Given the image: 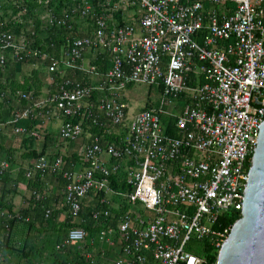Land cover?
<instances>
[{"label":"built area","instance_id":"built-area-1","mask_svg":"<svg viewBox=\"0 0 264 264\" xmlns=\"http://www.w3.org/2000/svg\"><path fill=\"white\" fill-rule=\"evenodd\" d=\"M54 27L69 30L59 54L53 39L37 44V29ZM28 59L45 63L52 90L17 94L28 104L11 118L15 134L40 139L57 119L58 139L79 144L77 160L43 155L27 177L60 175L76 220L95 196L93 217L117 219L114 264H212L207 248L219 254L234 225L225 216L242 213L264 121V0H0V68ZM135 84L161 94L131 114ZM9 167L0 160V176ZM122 174L127 190L113 186ZM86 237L74 226L66 241Z\"/></svg>","mask_w":264,"mask_h":264},{"label":"trees","instance_id":"trees-1","mask_svg":"<svg viewBox=\"0 0 264 264\" xmlns=\"http://www.w3.org/2000/svg\"><path fill=\"white\" fill-rule=\"evenodd\" d=\"M77 30V29H74ZM38 32V40H37V44H40L43 42V37L45 38V45L46 43H50L51 41L55 40L57 44V47L55 48V54H59L60 52V48L61 45L63 44V42L66 40V38H68V34H69V30L66 27H54L51 29H47L45 32L43 30H39L37 29ZM44 32V33H42ZM45 35V36H44ZM53 39V40H52ZM50 51L53 52V50L51 48H49ZM37 60H26L23 62H19V63H15V62H11L7 68L5 70H9V71H13L14 68L16 69V64H23V63H31V62H36ZM96 63V62H94ZM97 63H99L97 61ZM110 64L106 63L105 67H109ZM102 67V65H101ZM9 68V69H8ZM13 69V70H11ZM2 70H4L3 68H0V74L2 76ZM8 71V72H9ZM16 76V74H15ZM11 77V76H10ZM34 79L32 77L27 78V80L25 81V83H20V82H15L13 86L14 87H18L20 89H22L25 92H29V91H34L35 95L39 96V92L35 89L36 87L33 85L35 84V81L33 80V82H31L30 80ZM86 81L90 82V79ZM155 92H157L158 95L155 94ZM155 97L150 96V98L152 99V102H149L146 107H151L154 104H156L158 102V98L161 94V88H157L152 92ZM8 98V99H7ZM28 104L27 100H21L16 96H11V94H9V97L7 96V93L4 91L3 88L0 87V122H5L6 119L11 116V115H7L8 113L12 112L13 109L15 108H23ZM175 122V120L173 118H171L170 120H168V126H169V132L175 134L176 132L174 131V126L173 123ZM37 120H31V119H21L20 121H18L16 123V125L18 126H35L37 124ZM94 131H98L97 128L94 129ZM3 135L1 134L0 140L2 139ZM37 139L32 138V137H28V138H24L22 139V141H24V148L27 150L29 149L30 152H28V156L32 157V158H37L39 159L41 156L45 155V153H37V151L34 149V145ZM2 147V148H1ZM0 148L1 150H6L8 151V155H10L9 160L13 161L14 160V151L12 149H6L4 147V144L0 143ZM78 156L76 155V153L73 154V159L72 160H77ZM30 167H33V165H31ZM28 167L27 169L22 168L19 171V174L17 176V178H14L12 175L11 171H7L4 175L0 176V181L4 182L5 185L9 184L10 182L12 183L13 181H18V180H27L28 181V187L34 191L37 190L38 192H42L43 191V183L45 178L48 175H52L55 177L57 183L61 186V196H64V188H65V181L60 177V175L57 174H45L42 175L41 173H36L32 178H28L27 177V170L30 168ZM124 174H122V176L118 179H115L113 182V186L115 188H120L122 190H127V185L125 183V178L123 176ZM10 191H13V189H10ZM34 194V193H33ZM105 195V193H100L99 196L103 197ZM34 197V196H33ZM114 198V199H113ZM113 200L115 202H117L118 204L122 205L123 209H125L128 205L127 202H124L122 200V198H119L118 196H113ZM113 202V201H112ZM38 206L35 208L34 212L35 214H23L22 212L19 213L20 217H15V219L10 223L9 229H6V220H0V228H2L5 231L6 234V238L5 241L0 240V246H4L5 249L9 248H13V247H20V249L22 251H26V254H28L29 250H31L33 248V244L37 243V240L39 239L38 235L40 233V231H44L45 229L49 228L50 230H56L57 229V223L56 220H54L56 217L58 218V214L55 212L56 210H54V207L52 206V204L48 201H39ZM89 207V206H87ZM85 206L82 207V211L80 214V218H78V220L74 219L70 214L66 217V226H68L67 228V234L69 232V229L74 227V226H83L85 229H95V228H100V226H112L114 228H117V219L116 217L113 219H109V220H96L93 217V212L97 209H101L102 205L100 204V202L97 200L96 203L94 204V207L91 208H87ZM46 208H53V214L50 218H46L45 217V210ZM111 209L116 213L119 214V210L116 209L113 205L111 207ZM26 217H30V220L27 221ZM241 217V213L239 211H233L228 213L225 216V222L228 225H232L236 222L237 219H239ZM52 223L50 225H52L51 227H45L47 224ZM17 224H27V226H24L22 229H26V234L28 233V235L21 239H14L12 241V233L14 231V226ZM99 225V226H98ZM27 227V228H25ZM61 228V225H59V229ZM38 230V231H37ZM48 230V229H47ZM66 234V235H67ZM60 240V238H59ZM208 252L207 254H209V258H210V262L212 264H216L217 262V258H218V251L215 250V248H211L209 249V247L207 248ZM30 255L27 256L26 259H29ZM93 262V261H92Z\"/></svg>","mask_w":264,"mask_h":264},{"label":"rangeland","instance_id":"rangeland-1","mask_svg":"<svg viewBox=\"0 0 264 264\" xmlns=\"http://www.w3.org/2000/svg\"><path fill=\"white\" fill-rule=\"evenodd\" d=\"M40 62H42L41 65L43 66L45 65L43 61ZM22 65L23 64L18 65L16 67V73H15V68L14 70L11 69L13 70L12 72L9 70L8 72L5 70L7 68L6 67L4 71H2V76L0 74V87L4 89L8 97L9 94H11V96H16L18 93L23 91L22 89L13 86L14 81L19 82L18 76L21 77L24 74L30 73V70H28L27 68L28 65L24 64L25 70L21 68ZM30 68L32 69V67ZM147 89H148L147 85L135 84L134 86H132L131 90L126 92L129 97L128 101L130 102L131 114H133L134 110L137 111L142 107H144L145 105H147L149 102H152L151 101L152 99L150 97L148 98V93L146 92ZM155 94L158 95L157 92H155ZM152 97H155L153 93H152ZM15 111H12L7 115H14ZM60 124H61L60 120H55L52 125L53 129L56 130L57 126H59ZM3 128L5 132H8V134H3L6 135V137L8 138V139L6 138L7 141L4 142L7 146L9 145L6 148L7 149L17 148L15 145L17 139H15V136L12 133L11 130L12 128L10 127V125L3 126ZM15 152H16L15 160L13 161L14 166L13 165L11 166L12 169H14V171L18 174L20 167L18 168L17 166H19L21 162L25 161L26 158L22 154L23 150L16 149ZM9 157L10 155H8V151L6 150L0 151V158L9 159ZM109 197L111 199L113 198L110 195ZM113 199H112L113 205L117 207L118 203L115 202ZM66 216L67 215L61 214V218L63 220H59L57 217L54 219L56 220L57 223L56 230H50L49 228H47L48 230L45 229L44 231H40V233L37 234L39 239L37 240V244L35 243L36 245L35 248L29 250L28 254H26L25 250L22 251L19 246L9 248L7 249L8 251L4 248V246L0 247V264H7L8 263L7 258L13 264H96L93 263L95 260L96 262L98 261L99 264H113V260H115L119 256L116 252L117 248H114L111 254L106 250V248L108 247V240L110 236H113L112 228H110L109 226L108 227L100 226V228H95L94 230L88 228L86 229L87 237L83 241L71 243L66 241L67 238L66 234L68 228V226H66L65 224ZM6 222L11 223L12 221H6ZM50 224L52 223L47 224L45 227H51L52 225ZM59 225H61L60 229H59ZM6 229L8 230L9 226L6 225ZM102 231H107V232H104L102 235H100V232ZM28 255H30L28 257L29 259H26Z\"/></svg>","mask_w":264,"mask_h":264},{"label":"crops","instance_id":"crops-1","mask_svg":"<svg viewBox=\"0 0 264 264\" xmlns=\"http://www.w3.org/2000/svg\"><path fill=\"white\" fill-rule=\"evenodd\" d=\"M41 60H37L36 62H31V63H23L22 65V69L25 70L24 64L28 65L27 68L28 70H30V73L28 74H24L21 77L18 76L19 82L25 83V81L27 80L28 76L32 77L34 79H31L30 81L33 82V80L35 81V84H33L36 88V90L40 93L39 97H47L52 88L49 87L47 79H48V70L46 65H41L42 62H40ZM87 61V60H86ZM18 65L21 64H16V67ZM32 67V69L30 68ZM4 71V70H2ZM7 71V70H6ZM15 73H16V69H15ZM79 78H84L90 81H92L91 76H87L83 73H79L78 74ZM18 108L13 109L12 111L17 110ZM14 115L9 116L5 122H0V137L1 134H8V132L4 131L3 126L6 125H10V127L12 128V133L15 136V139H17L16 142V147L15 149H12L14 152V160H15V151L17 150H23L22 154L23 156L26 158L25 161L21 162V164L19 166H17L18 168L20 167L19 171L22 168L27 169L28 167H30L31 165H33L36 161L37 158H32L28 156V152H30L29 149H25L24 148V141H22V139L17 136L14 132V125L11 123V118H13ZM54 120H49L47 121V123H45V128L48 129L46 136H43L40 139H37L34 145V149L37 151V153H45L46 156L48 157H54L57 156L59 154H65L67 157H69L71 154H73L75 151H77L78 149V144L77 142H62L58 139V131L62 125V121L61 124L59 126H57V129H53L52 125L54 123ZM6 135H3L2 139L0 140V143L4 144V146L6 145L4 142L7 141L6 139ZM9 146V145H8ZM7 145L5 146L8 147ZM2 148V147H1ZM0 148V151H1ZM11 148V147H10ZM13 148V147H12ZM7 149V148H6ZM31 159V160H30ZM71 159H73V156L71 157ZM0 160H8L10 162V167L8 169V171L13 172L12 175L14 178H17L18 174L14 171V169H12V166H14L13 161H10L9 159H3L0 158ZM12 163V164H11ZM22 165V166H21ZM44 187H43V191L40 192L41 195L43 196L42 199H38L36 197V195L33 194V191L28 187V181L27 180H18L13 181L12 183L10 182L9 184L5 185L4 182L0 181V220H6V221H13L14 219L10 217V215L15 214V213H23V214H35L34 210L35 208L38 206V202L39 201H48L52 204V206L54 207V210H56L55 212L58 213V219L59 220H63L61 218V214L63 215H69V210L68 208L64 205V198L63 196L60 197L61 195V186L57 183L56 179L54 176L52 175H48L43 183ZM10 189H13V191H10ZM34 196V197H33ZM97 199L95 196L89 197L84 199V203L83 206L87 207H94V204L96 203ZM87 207V208H89ZM65 211V212H64ZM66 216V217H67ZM63 217V216H62ZM7 226H10V223H6ZM24 226H27V224H17L14 226V231L11 235L12 237V241L18 238H25L28 233L26 234V229H22ZM27 228V227H25ZM4 230L2 228H0V240L5 241L6 238V233L3 232ZM38 231V230H37ZM97 232V231H96ZM104 232L107 231H102L100 232V235H102ZM99 234V233H97ZM116 232L113 231V236H110L109 240H108V247L106 248V250L111 254L112 250L114 248L116 249L117 254L119 255L118 258H116L115 260H113V264L115 263L116 260H118L122 255L120 252V249L118 247H114L111 245V240L115 237ZM37 244V243H36ZM35 243L33 244V248H35ZM2 247V246H0ZM8 249V247H7ZM6 249V250H7ZM5 250V251H6ZM8 251V250H7ZM114 253V251H113ZM8 255V254H7ZM93 261V260H92ZM7 264H13L8 258H7ZM96 264H99V262L96 260L93 262Z\"/></svg>","mask_w":264,"mask_h":264},{"label":"water","instance_id":"water-1","mask_svg":"<svg viewBox=\"0 0 264 264\" xmlns=\"http://www.w3.org/2000/svg\"><path fill=\"white\" fill-rule=\"evenodd\" d=\"M216 264H264V121L251 161L241 217L219 251Z\"/></svg>","mask_w":264,"mask_h":264}]
</instances>
